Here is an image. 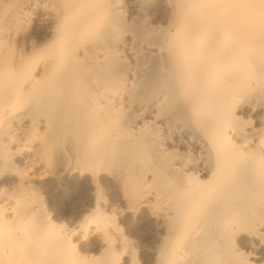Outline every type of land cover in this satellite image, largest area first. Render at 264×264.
Here are the masks:
<instances>
[{
	"label": "bare ground",
	"instance_id": "1",
	"mask_svg": "<svg viewBox=\"0 0 264 264\" xmlns=\"http://www.w3.org/2000/svg\"><path fill=\"white\" fill-rule=\"evenodd\" d=\"M0 264H264V0H0Z\"/></svg>",
	"mask_w": 264,
	"mask_h": 264
},
{
	"label": "rangeland",
	"instance_id": "2",
	"mask_svg": "<svg viewBox=\"0 0 264 264\" xmlns=\"http://www.w3.org/2000/svg\"><path fill=\"white\" fill-rule=\"evenodd\" d=\"M143 22H140V24H139V21L136 19L133 23H132V27L134 28V30L135 31H137L138 33L141 31V29L142 30H144L145 29V25H144V23L142 24Z\"/></svg>",
	"mask_w": 264,
	"mask_h": 264
}]
</instances>
